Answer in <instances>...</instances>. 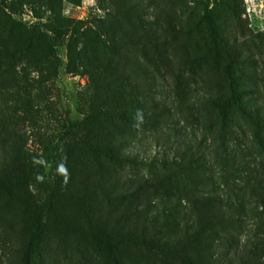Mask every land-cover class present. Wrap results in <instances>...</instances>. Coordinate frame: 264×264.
I'll use <instances>...</instances> for the list:
<instances>
[{
	"label": "trees",
	"instance_id": "obj_1",
	"mask_svg": "<svg viewBox=\"0 0 264 264\" xmlns=\"http://www.w3.org/2000/svg\"><path fill=\"white\" fill-rule=\"evenodd\" d=\"M112 1L118 10L113 20L97 21L94 30L85 31L63 15L65 0H11L0 10V57H26L35 67L31 58L43 60L50 76L57 77L59 49L65 45L68 70L89 79L84 119L70 122L37 162L31 164L22 150L0 164V210L15 206L31 214L20 230V264H43L51 225L60 240L95 246L101 264H264L256 251L233 248L247 202L261 207L257 230L264 233L263 180L241 173L248 169L241 160L247 147L238 145L241 136L250 134L264 159L259 93L228 74L226 82L216 81L200 95L180 69L188 55L169 51L163 0ZM212 1L219 10L231 5V0ZM19 6H32L39 17L48 11L49 23L17 25L13 14ZM148 6L155 8L154 23L144 20ZM230 59L241 62L234 55ZM191 120L202 127V139L197 140L195 130L187 132ZM182 122L184 139L174 140L173 155L148 158L136 150L140 136L169 139L168 130L177 135ZM207 133L217 148L220 183L208 157ZM229 142L240 156H234ZM58 155L64 162L50 196L54 206L46 208L35 201L29 180L34 174L51 188L48 168ZM112 167L121 172L110 171ZM236 172L244 185L231 189L233 197L229 177ZM48 208L54 209L51 223Z\"/></svg>",
	"mask_w": 264,
	"mask_h": 264
},
{
	"label": "rangeland",
	"instance_id": "obj_2",
	"mask_svg": "<svg viewBox=\"0 0 264 264\" xmlns=\"http://www.w3.org/2000/svg\"><path fill=\"white\" fill-rule=\"evenodd\" d=\"M144 1L148 4V0ZM3 5L9 7L12 5L11 0H0V10L4 8ZM160 5L167 29L165 35L171 41L170 53L188 55L184 56L183 66L179 65L190 85L200 95H204V90L209 91L216 81L226 82L228 74L238 76L244 86L259 93L258 106L264 116V0H235L233 3L231 0V5L222 10L212 0H163ZM19 7L13 14L17 25H45L50 21L48 11L42 10L39 17L32 6ZM154 10L153 6H148V13L144 17L147 23L157 21ZM117 11L112 0H78L77 3L65 0L63 3V15L72 20L74 26L79 25L82 31L94 30L97 21L113 20ZM71 36L72 31L66 37V42L71 40ZM231 55L238 57L241 62L232 64ZM214 56L219 60L216 63ZM59 58V76L51 77L52 71L46 68L43 60L40 63V60L31 58L33 63H38L35 67L29 64L30 59L26 57L20 56L14 60L6 55L0 57V164L10 160L15 152L21 154L22 150L29 156L31 164L37 162L43 157L46 147L59 139L70 122L81 121L87 115L89 79L68 70L65 45L59 49ZM213 121L215 123V119ZM239 125L248 131L242 120ZM186 127L190 135L195 130L197 140L203 138L202 127L194 120ZM180 128L177 135L168 130L170 138L164 140L152 134L142 135L136 150L145 152L148 158L173 155L176 145L174 140L184 139V122ZM237 134H240L239 131ZM240 139L238 145H241V149L247 147L241 160L247 162L245 166L248 165V169L241 173L246 175L247 172L252 181L255 177H261L264 188V159L256 153L258 144L253 143L250 134L246 139L242 136ZM206 143L212 171L220 183L219 174L222 171L217 163V148L212 133H207ZM228 145L234 151V156L241 155L236 144L229 142ZM63 162V156L58 155L48 168L51 188L42 185L36 175L30 176L29 187L35 201L46 208L54 206L50 203V196ZM110 171L121 172L118 167H112ZM136 171L145 172L143 169ZM238 175L236 172L234 177H229V191L233 197L235 192H231V189L239 191L238 187L244 185ZM244 207L241 213L243 226L234 235L233 248H239L240 252L244 249L256 251L260 261L264 262V233L257 230V213L261 207L251 202L244 204ZM48 209L46 218L51 223L55 220L54 209ZM30 215L26 208L15 206L0 210V264H20V230H23L24 221ZM49 232L53 234L47 235V250L42 254L43 264H101L100 252L92 244L60 240L53 236L55 231L52 225ZM256 246L260 250H256Z\"/></svg>",
	"mask_w": 264,
	"mask_h": 264
}]
</instances>
